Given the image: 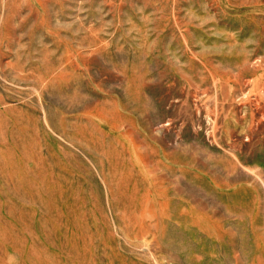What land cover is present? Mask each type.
I'll return each mask as SVG.
<instances>
[{
  "label": "rangeland",
  "instance_id": "rangeland-1",
  "mask_svg": "<svg viewBox=\"0 0 264 264\" xmlns=\"http://www.w3.org/2000/svg\"><path fill=\"white\" fill-rule=\"evenodd\" d=\"M0 264H264V0H0Z\"/></svg>",
  "mask_w": 264,
  "mask_h": 264
}]
</instances>
